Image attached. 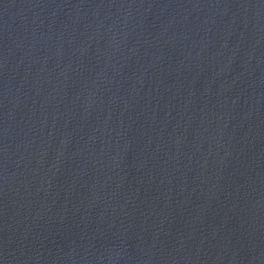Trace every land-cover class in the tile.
I'll return each instance as SVG.
<instances>
[{
  "label": "water",
  "instance_id": "1",
  "mask_svg": "<svg viewBox=\"0 0 264 264\" xmlns=\"http://www.w3.org/2000/svg\"><path fill=\"white\" fill-rule=\"evenodd\" d=\"M0 264H264V0H0Z\"/></svg>",
  "mask_w": 264,
  "mask_h": 264
}]
</instances>
